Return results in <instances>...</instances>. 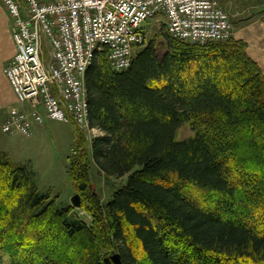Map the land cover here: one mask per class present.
Wrapping results in <instances>:
<instances>
[{"label": "trees", "instance_id": "16d2710c", "mask_svg": "<svg viewBox=\"0 0 264 264\" xmlns=\"http://www.w3.org/2000/svg\"><path fill=\"white\" fill-rule=\"evenodd\" d=\"M160 37L126 70L105 48L84 72L101 134L75 126L66 174L90 223L0 148V264H264V75L242 40ZM183 123L193 135L177 141ZM93 167L127 175L106 203Z\"/></svg>", "mask_w": 264, "mask_h": 264}, {"label": "built area", "instance_id": "2783aa9c", "mask_svg": "<svg viewBox=\"0 0 264 264\" xmlns=\"http://www.w3.org/2000/svg\"><path fill=\"white\" fill-rule=\"evenodd\" d=\"M15 46L3 74L19 103L1 122L8 135H31L45 119L90 128L83 75L107 49L112 70H126L145 43L143 27L157 16L165 30L189 42L225 41L232 25L217 0H0ZM27 107V108H25ZM101 134L98 133L97 135ZM75 153V151H73Z\"/></svg>", "mask_w": 264, "mask_h": 264}, {"label": "rangeland", "instance_id": "374dc122", "mask_svg": "<svg viewBox=\"0 0 264 264\" xmlns=\"http://www.w3.org/2000/svg\"><path fill=\"white\" fill-rule=\"evenodd\" d=\"M257 1L258 0H252L250 4ZM241 4L240 0L219 1V5L223 8L225 7V11L232 25L230 37L234 36L235 28L243 22L241 15L237 13V11L239 12V10H241ZM253 16L254 15L252 14L249 17L244 18V22L252 20ZM257 16L258 13L255 14V17ZM10 27V19L0 4V93L3 94L1 96L3 102L7 100L10 102V97L12 96L9 84L6 83V79H3L5 78L3 68L14 55L13 54L11 57V45L6 39L7 31H10ZM164 29L165 19L163 16H157L146 21L143 27L145 43L152 38H156V43L159 44L158 48L162 52L163 46L161 44L162 38L160 37V34L164 31ZM141 47L143 46L141 45L140 47H137L135 52ZM8 95H10V97ZM84 133L86 135L85 138L88 141L91 137H93L91 132L84 131ZM95 133L97 135L100 131ZM75 134V125L73 123L58 120H47L45 121L44 130L36 135L35 138L32 137L33 134L25 137L19 134L6 135L2 132H0V137L2 136L3 139H9L10 144L17 147L16 150L13 146L15 152L10 153V159L15 163L18 159H20V162L27 166L33 174L39 191L42 193H46L48 191L51 192L52 197H57L56 204L59 206H65L68 204L71 205V197L75 194L73 184L68 178L64 168L66 157L71 153L70 147L73 142L72 138H74ZM192 135L193 132L187 123H183L176 131L175 140H183ZM40 159L41 163H38ZM91 176L93 189L99 194L101 201L105 203L112 198L113 192L119 186L125 184L127 180V175L121 177L106 176L98 172L94 167L91 170ZM72 207L74 208L73 212L75 216L79 217L86 223L91 222L90 216L85 211L80 209V207Z\"/></svg>", "mask_w": 264, "mask_h": 264}, {"label": "crops", "instance_id": "0c3cea01", "mask_svg": "<svg viewBox=\"0 0 264 264\" xmlns=\"http://www.w3.org/2000/svg\"><path fill=\"white\" fill-rule=\"evenodd\" d=\"M219 1L222 2V0H218V2ZM240 1L242 3L240 7L241 10H239V12L237 11V13L241 15V19H243V22H241L239 26L235 28L233 37L234 39L242 40L245 42L246 52L248 56L258 64V66L261 69L262 74L264 75V0H258L257 2H253V4H250L252 0H240ZM244 8H247V9H244ZM223 9L226 10L225 7ZM256 13H258L257 17H255ZM252 14L254 15L252 17L253 19L248 22H244V18H247ZM6 39L7 41L10 42L9 44L11 45V57H12V55L15 52V46H14L10 31H7ZM3 79H6V78H3ZM5 81L7 83V80ZM2 95L3 94L0 93V122L7 116V113L10 107L19 106L18 102L15 100L13 93L11 94L12 95L11 97L10 95H8L11 99L10 102L8 100L3 102L1 98ZM47 120H51V119H45V121ZM45 121L41 125L33 124L32 131H31V135L33 134L32 135L33 138H35L36 135H38L44 130ZM0 132H2L1 128H0ZM2 133L6 134L4 132ZM75 137H76V134L74 135V138H72L73 142L70 147V150L74 149L73 146L75 142ZM13 146L12 144H10L9 139H3L2 136L0 137V148L9 156V158H10V153H14L15 149L17 150V147L14 146L15 149H13ZM16 163H21L20 159H18ZM38 163H41V159L39 160ZM67 164H68V156L66 157V162L64 166L65 171H66Z\"/></svg>", "mask_w": 264, "mask_h": 264}, {"label": "water", "instance_id": "95a60500", "mask_svg": "<svg viewBox=\"0 0 264 264\" xmlns=\"http://www.w3.org/2000/svg\"><path fill=\"white\" fill-rule=\"evenodd\" d=\"M71 205L79 208L81 205V197L78 193L73 194L71 197ZM106 264H121L120 254L118 252L112 253L109 256L103 258Z\"/></svg>", "mask_w": 264, "mask_h": 264}]
</instances>
